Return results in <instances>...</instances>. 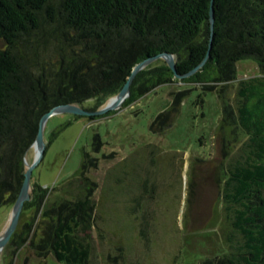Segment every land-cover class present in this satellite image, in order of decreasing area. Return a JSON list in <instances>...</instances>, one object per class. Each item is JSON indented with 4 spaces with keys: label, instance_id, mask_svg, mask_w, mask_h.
Segmentation results:
<instances>
[{
    "label": "trees",
    "instance_id": "16d2710c",
    "mask_svg": "<svg viewBox=\"0 0 264 264\" xmlns=\"http://www.w3.org/2000/svg\"><path fill=\"white\" fill-rule=\"evenodd\" d=\"M213 4L212 29V0H0V206L17 199L27 170L24 157L37 137L41 117L57 105H83L90 98L95 104L88 109L103 107L144 59L173 53L178 72L184 74L210 49L206 64L184 81L230 80L237 61L247 57L256 59L264 74V0H214ZM159 60L137 73L126 106L174 78L168 63ZM211 67L215 76L203 79ZM242 83L246 101L264 85L258 77ZM248 105L241 107L240 118L252 132L253 159L230 170L225 199L237 205L233 225L241 235L240 242L231 246L242 261L261 264L264 111L255 131L249 125ZM224 113H229L227 105ZM170 116V110L163 111L156 121L167 122ZM102 143L96 134L94 150ZM98 162V157L84 151L78 173L65 184L72 187L77 182V191L45 208L46 190L31 186V199L24 209L37 212L24 228L29 232L35 225L40 231L39 240L31 242L38 256L53 253L66 264L91 263L98 184L89 172L98 168ZM19 238L18 244L26 240ZM226 261L234 264L230 258Z\"/></svg>",
    "mask_w": 264,
    "mask_h": 264
},
{
    "label": "rangeland",
    "instance_id": "374dc122",
    "mask_svg": "<svg viewBox=\"0 0 264 264\" xmlns=\"http://www.w3.org/2000/svg\"><path fill=\"white\" fill-rule=\"evenodd\" d=\"M213 68L203 79L215 76ZM256 77L264 82L258 61L247 57L237 61L235 77L227 81L174 76L126 106L127 96L102 117L52 114L44 126L45 152L31 178V186L46 190L42 208L73 196L77 182L65 184L89 151L99 159L98 168L89 172L98 184L90 264H228V258L247 264L231 246L241 235L233 225L237 205L225 196L230 170L253 159L252 132L244 128L240 109L249 104V125L257 131L264 85L250 100L241 95L242 82ZM94 104L90 98L80 106L91 110ZM166 110L171 118L156 121ZM96 134L103 142L98 150L93 148ZM34 142L24 157L27 168L38 154ZM13 205L0 206V235L10 224ZM36 212L23 208L10 240L0 248V264H66L53 253L44 258L34 251L31 242L39 240L40 231L24 226ZM20 236L26 240L18 244Z\"/></svg>",
    "mask_w": 264,
    "mask_h": 264
},
{
    "label": "water",
    "instance_id": "95a60500",
    "mask_svg": "<svg viewBox=\"0 0 264 264\" xmlns=\"http://www.w3.org/2000/svg\"><path fill=\"white\" fill-rule=\"evenodd\" d=\"M213 3H214V0H212L211 11H210L212 29L214 28V23H215V9H214ZM211 46L212 44H210V47ZM161 57L166 58V60L169 63V66L174 71L175 76L182 78V77H188L196 73L197 71H199L209 60V58L211 57V53L209 49L205 58L196 67H194L192 70H190L187 73L181 74L177 70L174 54L170 52H161L157 55H154L150 58L144 59L143 61L137 63L134 66L126 83L124 84L120 92L117 94V96L113 97L111 101H109V103L105 105L104 107L97 109V110H87L81 107L80 105L66 103V104H60V105L53 107L51 110L46 112L41 117L40 122H39V129H38L37 137L34 142L36 145L38 154H37L36 159L33 161V163L30 164L26 170L25 178L22 183V187L13 205V211H12V217H11L10 224L7 227L6 231L0 235V248H2L10 240L14 230L16 229L19 223L25 202L28 201L31 197L30 188H31L32 173L44 155V151H45L44 126L49 116L57 112H70V113L79 114V115L95 116V115L105 114L112 109H116L123 103L125 98L130 95V87L137 73L140 70H142L146 65H148L152 61L158 58H161ZM38 145H40V148L38 147Z\"/></svg>",
    "mask_w": 264,
    "mask_h": 264
},
{
    "label": "bare ground",
    "instance_id": "6f19581e",
    "mask_svg": "<svg viewBox=\"0 0 264 264\" xmlns=\"http://www.w3.org/2000/svg\"><path fill=\"white\" fill-rule=\"evenodd\" d=\"M38 147L40 148V145H38Z\"/></svg>",
    "mask_w": 264,
    "mask_h": 264
}]
</instances>
